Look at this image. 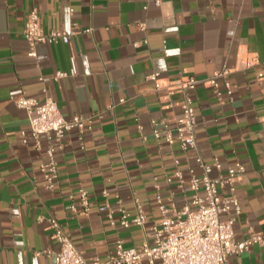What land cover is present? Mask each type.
<instances>
[{
	"label": "crops",
	"instance_id": "0c3cea01",
	"mask_svg": "<svg viewBox=\"0 0 264 264\" xmlns=\"http://www.w3.org/2000/svg\"><path fill=\"white\" fill-rule=\"evenodd\" d=\"M32 8L44 33L60 29L68 42L48 37L29 56L23 27ZM221 69L229 71L230 94L216 96L201 83L191 94L196 150L224 170L244 166L233 179L239 212L222 216L234 217V237L243 240L264 235V0H0V264H55L50 217L82 257L104 261L117 240L126 247L150 240L161 217L156 195L167 208L191 206L197 153L156 141L151 121L173 125L182 112L180 80ZM58 71L67 75L55 78ZM153 72L158 88L147 78ZM21 96H49L66 118L91 117L81 139L72 130L54 143L52 190L40 173L48 139L41 136L39 149L31 137L22 141L29 119L16 106ZM80 188L89 194L87 215L67 208ZM103 190L109 202L122 200L128 217L139 199L145 224L123 227L116 211L110 225L97 211ZM227 262L264 264V247L253 244Z\"/></svg>",
	"mask_w": 264,
	"mask_h": 264
},
{
	"label": "built area",
	"instance_id": "2783aa9c",
	"mask_svg": "<svg viewBox=\"0 0 264 264\" xmlns=\"http://www.w3.org/2000/svg\"><path fill=\"white\" fill-rule=\"evenodd\" d=\"M23 37L28 44V55L31 57L36 56V45L48 37L61 38L65 43L69 40V35L60 29L44 33L39 26L36 8L28 12L23 27ZM253 62L248 59L244 64L249 67ZM228 74L227 69H221L201 80L192 76L182 78L178 83L183 97L181 115L171 126L163 123L158 127L154 121H151L153 138L167 144L177 143L181 150H194L197 153L195 136L197 121L192 91L201 83L210 88L216 96L221 94V89L230 94L232 87L227 79ZM66 75V72L58 71L55 78ZM157 76L155 72L147 75V78L154 81L155 88L160 86ZM15 103L17 107L25 109L29 119L28 131L20 132L22 141L26 142L27 137H31L36 148L39 149L41 136L48 139L45 149L47 160L41 163L40 173L47 188L52 190L57 184L59 175L54 157V143H58L72 130H77L81 139L84 129L91 123V117L85 118L76 113L66 118L59 111L56 101L49 96L43 100L21 96ZM138 129L141 131L142 126L138 125ZM143 140H145L144 136ZM196 160L200 173L195 174L190 170L188 178V188L192 193L191 206L185 204L179 209L173 206L167 208L163 205L160 196L156 195L161 217L151 226L150 240L146 239L134 247H126L121 240H117L114 246L115 253L107 260L82 257L62 225L56 218L50 217L49 228L58 244V250L54 253L55 264H228V256L239 255L253 244L264 247V235L252 233L246 239L237 240L232 227L234 217L231 215L222 219L224 214H230L231 208L234 209L235 214L239 212L233 179L244 173V166L238 165L236 169L224 170L216 157L208 162L198 153ZM174 174L181 181L183 180L179 170ZM224 189L227 190L226 194L221 193ZM102 196L104 201L97 206V211L110 225L116 223L114 217L116 211L119 216L118 223L123 227L145 224V215L139 199L133 200L134 214L128 217L126 208L118 196L115 197L114 202H109V193L106 190L102 191ZM78 206L85 215L91 209L89 194L82 188L78 189L75 195H69L67 208L75 212Z\"/></svg>",
	"mask_w": 264,
	"mask_h": 264
}]
</instances>
